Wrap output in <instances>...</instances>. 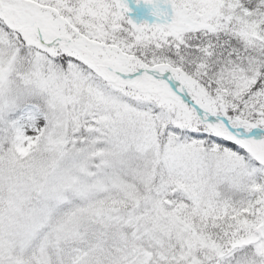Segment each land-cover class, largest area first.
Wrapping results in <instances>:
<instances>
[{
  "label": "snow or ice",
  "instance_id": "snow-or-ice-1",
  "mask_svg": "<svg viewBox=\"0 0 264 264\" xmlns=\"http://www.w3.org/2000/svg\"><path fill=\"white\" fill-rule=\"evenodd\" d=\"M143 3L0 0V264H264V0Z\"/></svg>",
  "mask_w": 264,
  "mask_h": 264
},
{
  "label": "rangeland",
  "instance_id": "rangeland-1",
  "mask_svg": "<svg viewBox=\"0 0 264 264\" xmlns=\"http://www.w3.org/2000/svg\"><path fill=\"white\" fill-rule=\"evenodd\" d=\"M129 6L132 9L130 12V18L133 19L136 23H155L157 22L156 17L152 15V8L143 3L137 4L136 0H128Z\"/></svg>",
  "mask_w": 264,
  "mask_h": 264
}]
</instances>
